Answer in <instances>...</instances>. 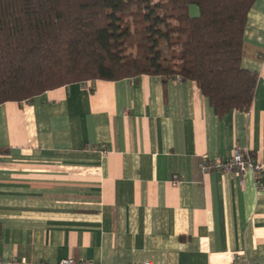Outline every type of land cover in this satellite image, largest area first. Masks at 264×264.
<instances>
[{"label": "crops", "instance_id": "crops-1", "mask_svg": "<svg viewBox=\"0 0 264 264\" xmlns=\"http://www.w3.org/2000/svg\"><path fill=\"white\" fill-rule=\"evenodd\" d=\"M240 63L257 74L247 110L150 74L1 103L0 264H264V187L198 167L235 147L264 162V0Z\"/></svg>", "mask_w": 264, "mask_h": 264}, {"label": "trees", "instance_id": "trees-1", "mask_svg": "<svg viewBox=\"0 0 264 264\" xmlns=\"http://www.w3.org/2000/svg\"><path fill=\"white\" fill-rule=\"evenodd\" d=\"M252 2L0 0V104L150 74L193 81L217 114L247 110L257 74L240 61Z\"/></svg>", "mask_w": 264, "mask_h": 264}, {"label": "built area", "instance_id": "built-area-1", "mask_svg": "<svg viewBox=\"0 0 264 264\" xmlns=\"http://www.w3.org/2000/svg\"><path fill=\"white\" fill-rule=\"evenodd\" d=\"M179 79V78H177ZM198 167L201 172H210L212 170L220 172H236L238 174L244 173L246 169H251L253 172L254 178L257 182L258 187H264V184L261 182L262 173H264V162L257 160L249 152L239 150L238 147L233 148V150L227 156L223 157H203L199 163ZM178 177L176 174L172 176V182H176ZM12 264H20L21 260H18L15 257H11L8 260ZM61 264H91L89 261H80L73 258L67 257L60 260ZM139 264H151L150 261H144ZM246 264V262H243Z\"/></svg>", "mask_w": 264, "mask_h": 264}, {"label": "rangeland", "instance_id": "rangeland-1", "mask_svg": "<svg viewBox=\"0 0 264 264\" xmlns=\"http://www.w3.org/2000/svg\"><path fill=\"white\" fill-rule=\"evenodd\" d=\"M192 7H193V5H191ZM191 13V12H190ZM195 13H197V8H196V11H195Z\"/></svg>", "mask_w": 264, "mask_h": 264}]
</instances>
